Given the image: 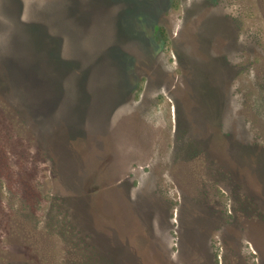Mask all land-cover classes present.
<instances>
[{"label":"rangeland","instance_id":"1","mask_svg":"<svg viewBox=\"0 0 264 264\" xmlns=\"http://www.w3.org/2000/svg\"><path fill=\"white\" fill-rule=\"evenodd\" d=\"M0 264H264V0H0Z\"/></svg>","mask_w":264,"mask_h":264},{"label":"bare ground","instance_id":"2","mask_svg":"<svg viewBox=\"0 0 264 264\" xmlns=\"http://www.w3.org/2000/svg\"><path fill=\"white\" fill-rule=\"evenodd\" d=\"M148 195V194H147ZM151 196V195H150ZM151 200V199H150Z\"/></svg>","mask_w":264,"mask_h":264}]
</instances>
